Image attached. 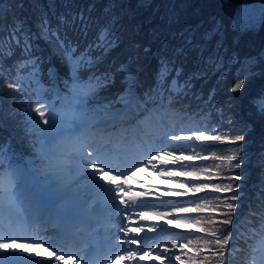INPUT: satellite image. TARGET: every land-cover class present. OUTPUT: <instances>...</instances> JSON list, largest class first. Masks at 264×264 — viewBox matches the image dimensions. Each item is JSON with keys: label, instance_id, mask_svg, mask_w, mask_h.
Here are the masks:
<instances>
[{"label": "trees", "instance_id": "1", "mask_svg": "<svg viewBox=\"0 0 264 264\" xmlns=\"http://www.w3.org/2000/svg\"><path fill=\"white\" fill-rule=\"evenodd\" d=\"M113 3L115 7L106 15V6ZM81 13L90 16L86 34L78 24L65 22ZM113 14L120 17L116 30L118 44L106 55L101 49H93L91 55L98 62L87 67V50L95 44L100 27ZM210 31L215 35L207 43L203 58H197L198 50L189 51L187 47V57L177 58L176 67L183 70L179 81L192 77L189 81L192 86L176 95L188 102V106L197 105L201 109L204 117L199 121L210 127L209 135L228 139L243 135L245 139L235 145L228 140L209 142L204 150L210 152L212 160L195 167L209 170L201 172L200 183L239 186V199L234 202L237 208L231 218L236 230L231 232L222 255L214 247L203 248L197 244L198 238L200 244L203 239H211L209 235L194 236L191 245L195 253L198 248L199 252H215L206 264L243 262L246 239L254 225L248 216L255 217L256 209L264 205V4L236 5L228 0H0V145L14 151L23 150L27 138L22 122L31 128L36 124L30 119L27 98L23 97L25 86L18 77L20 62L28 56H39L45 77H48L45 69L51 60L60 75L70 77L73 66L67 60L65 47L67 43L75 45V52L84 54L85 58L79 68L82 77L95 69L99 75L107 73L112 78L106 86L102 81L98 84L97 98L91 102V105L104 107L112 104L126 88L123 78L127 73L118 70L121 64H128V72L137 75L139 86L135 90L148 94L157 85L161 57L172 59V49L181 45V36L194 32L196 40L203 44L201 37ZM33 32L37 34L36 39ZM221 45L223 63L209 62L207 58ZM45 54L50 61L42 59ZM194 74H198V78ZM173 76L174 70L168 80ZM240 80L244 81L241 89L233 91ZM10 83L19 90L9 88ZM166 86L167 82L163 88ZM228 87L232 92H226ZM236 101L245 111L244 119L233 112ZM247 116L251 119H245ZM254 123L260 139L250 144L255 139L251 133ZM234 153L241 159L232 161L231 166L218 159ZM236 163L246 164L234 168ZM208 175L213 178L207 180ZM233 175H240L242 179L232 181L229 177ZM233 194L236 193L207 194L198 203H219L218 196L224 199ZM253 206L257 208H251ZM223 211L226 209L199 213L195 220L211 217L215 226L221 228L220 221L225 218ZM229 244L238 249V255Z\"/></svg>", "mask_w": 264, "mask_h": 264}, {"label": "snow or ice", "instance_id": "2", "mask_svg": "<svg viewBox=\"0 0 264 264\" xmlns=\"http://www.w3.org/2000/svg\"><path fill=\"white\" fill-rule=\"evenodd\" d=\"M115 7V4H109L105 8V14L112 12V9ZM89 20L90 16L86 17L83 13L79 14L76 18H74L72 21H65L66 23H72L73 25L78 24L79 27L85 31V34L87 32V29L89 27ZM119 20L120 17L118 15L113 14L111 16V19L107 21L106 24L100 27L95 44L90 46L87 50V67H91L94 65L97 61V58L93 57L91 55V52L93 49H101L103 51V54L106 55L108 51L111 50V48L116 47L119 41V37L116 34V30L119 27ZM46 26V25H45ZM212 35H215V32H208L205 33L201 39L204 40V43L201 44L199 41L196 40L195 33L190 32L188 35L181 36L182 43L179 47H173L172 52V59L169 60L167 57H161L160 59V70L157 74V85L156 87L150 89L151 95L145 94L147 96V99L141 101L140 97H138L135 93V88L139 86L138 78L134 76L132 73L128 72V64H121L120 68L118 69L121 72L127 73V75L124 77L123 83L127 84V88L125 89V93L121 94L120 100L127 103L128 101H134L137 104H140L141 102L147 103L148 100L154 99V97L159 94L161 98H163L165 94V89L163 88V85L165 82H167L168 92H174V93H182L185 91V89L190 88L192 85L189 83V81L192 79V77H189L187 80L180 82L179 77L182 75V68L176 67L177 65V58L178 57H187L188 52L185 51V48L187 47L189 51L198 50L197 51V58L201 59L203 58V52L207 45V43L211 40ZM195 41V42H194ZM68 51H72L71 49H68ZM145 51H149V49H145ZM84 58V54H81V59ZM76 59V54L73 53L72 56L68 57V61L71 64ZM207 60L209 62L213 63H223V54H222V45L214 50V54L210 55ZM173 70L175 71V76L172 77V79L169 81L168 77L172 75ZM198 78V74H194ZM93 80L96 81H102L104 86H106L112 78L107 74H103L100 76H90L86 85V90H83L81 94L77 97V105H82V107L77 110L75 108L74 114L71 117H68L63 112H60L58 110L57 104L51 101H48L47 104L45 102H42L41 100H37L36 106L34 109L31 110V116L30 119L34 121L37 125L42 124L43 127L40 129V131L43 133L45 129H48L50 132H56L58 128L61 126V122H70V121H77L81 125V130L79 132L80 135H83V120L80 118L79 115H76V113H86L89 110L90 104L92 101H94L97 98V92L98 89L96 86L92 83ZM72 81L74 85H81L84 83L79 75L77 74V69L72 68ZM242 84H244L243 80H240V82L235 84V87L232 89L233 91L241 89ZM9 88H16L18 89V86L15 84H9ZM186 94V93H185ZM55 95L57 99H62V96L64 95L58 88L55 89ZM127 97V99H125ZM171 101H169L170 103ZM264 111V109H262ZM38 114V115H37ZM49 125L51 127L49 128ZM173 141H194L198 143H206V142H223L224 140H228V143L230 144H238V142L243 141L245 138L243 135H236L234 139H228L225 137H222L220 135H208L205 134V132L202 131H194L189 135H172L170 137ZM90 145L88 144H80L78 143L75 151L71 154L65 153L63 154L58 162H54V166L58 170V174L60 176H64L66 173V170L68 169L67 161L69 160H84V169L82 174H88V170L91 169V175L94 178H98L100 181H103L105 184L114 186L115 192L117 195L120 193H123L125 196L131 192V189L125 190L124 185L128 183V180L131 179V177L124 178L122 182L117 183L118 180H121V177L117 175L110 174V171H105V167L103 163L97 162L91 159L95 155V153L88 151V147ZM11 151L10 148H5L4 145H0V176L4 175L5 172L9 175V180L11 182L10 188L5 192L4 190L0 189V212L3 211L5 205L11 210L18 209L20 207L19 205V195L17 191V186L20 183L18 179V174L15 170L12 169L11 165L9 164L7 167H5V161L8 159V153ZM239 151V149H237ZM205 156H202L201 153L196 152L195 155H185L184 153H181L179 155L176 154L174 151H157L155 156H152L150 159H148L147 163L152 165L153 168H156V165L152 164L153 160H159L162 165L165 167L157 169L159 172V175L161 176H167L169 178H176L177 176H192L195 180L201 179V172H208V169H196L195 167H191L188 164H185V161H192L194 159H205ZM222 161V163H226V166H231L232 161H237L239 157L234 153L233 155H229L226 157H218ZM168 165H172L174 167H167ZM191 167V170H187ZM220 165H217V168H219ZM241 164L236 163L234 165V168H240ZM213 177L211 175H208L206 177L207 180H211ZM232 181H238L241 180L242 177L240 175H233L229 177ZM179 188H190L194 193H199L202 190L211 189L213 192L217 194L222 193H236L231 195L230 197L221 199L219 196L217 197V200L219 203L216 202H206V203H197L195 207H180L172 209L171 211L176 214L180 213H205L211 211H215L217 208L226 209V211L222 212V215L225 217L220 223L222 225H229L231 224L232 215L237 208V204L234 202L239 199V186L234 185L233 183H226L224 185H221L219 183H187V182H181L179 183ZM176 197H182L187 195L186 192H179L176 191L173 193ZM4 197H7V200L4 199ZM147 193H140L138 196H133L131 198V203L136 204L139 200L142 198H146ZM157 200L162 199L161 197H156ZM231 201V202H230ZM119 203L124 205L129 203L124 199V196L119 197ZM155 215L158 218H163L165 216L170 215L169 212H156ZM142 219H147L146 216H142ZM168 224H176L177 227H180L181 224H188L189 221L184 220L180 221L179 219H169L167 221ZM195 224L198 225L197 231L201 233H205L211 237V239H203L202 244H200V239H197V244H199L203 248H210L214 247L217 252H219L221 255L223 254V250L225 246L229 243V239L231 236V232L225 233L223 228L216 227L215 222L211 217L207 218L206 220L201 218L195 220ZM123 233L125 238L128 237L129 229L127 227H123L120 229ZM150 231L152 229H149ZM137 231H143V229H137ZM18 238H13L11 243L6 242H0V250H3L4 252H8L10 254H14V250H22L24 253H27L29 256H33L35 258H39L38 264H57L58 261H66V259L71 258L75 259L79 256L81 259H86L89 261L93 260V257L96 255L95 250H86L82 256H80L79 253H72V252H66L64 254H58L57 251H48V249H45L46 252H48V256L42 257L41 253L39 251L33 252L34 244L31 243H17L15 242ZM125 242V240H122L121 243ZM132 244L137 243L136 240L128 241ZM192 244V240H188L187 244L182 245V247H187L188 245ZM40 247H43V244L39 245ZM177 245L174 242L172 244V247L175 248ZM197 254H199V248L197 249ZM136 255L135 252L128 253L129 257H134ZM116 259H124V256H116ZM176 260H180V256L175 257ZM0 264H7V258L0 259ZM200 264H204L203 261L200 262Z\"/></svg>", "mask_w": 264, "mask_h": 264}, {"label": "rangeland", "instance_id": "3", "mask_svg": "<svg viewBox=\"0 0 264 264\" xmlns=\"http://www.w3.org/2000/svg\"><path fill=\"white\" fill-rule=\"evenodd\" d=\"M32 35H33V37H34V39H36L37 38V34H36V32H33L32 33ZM44 38H49V37H47V36H45L44 35ZM145 48H147V46L145 47ZM68 54L70 55V51L68 52ZM45 59H48V56L46 55V58ZM81 61V55H78V56H76V59L74 60V63H79ZM34 70H36V68H34ZM50 71H53V67H51L50 68ZM127 75V74H126ZM125 75V76H126ZM134 76H136L137 77V75H135V74H133ZM123 80H124V78H123ZM126 88H127V85H126ZM125 88V89H126ZM77 89V91L79 92V94L78 95H80L81 94V92L83 91V90H86V87H85V89H82V87L81 86H79L78 88H76ZM231 88L230 87H228L227 89H226V92H232L231 90H230ZM43 90L41 89V88H39V92L41 93ZM53 92L55 93V90H54V88H53ZM236 97V96H235ZM55 98H56V95H54V97L52 98V99H46L45 100V103L47 104V102L48 101H51V102H53L54 100H55ZM120 98V97H119ZM126 98V97H125ZM236 98H239V96H237ZM43 102V101H42ZM242 105L240 104V102L239 101H236L235 102V104H234V114H240L239 116H238V118L239 119H244V116H243V114L245 113V111H244V109H243V107H241ZM82 107V105H80L79 106V108L77 109V110H79L80 108ZM236 111V112H235ZM74 114V112L72 111V109H68V114H67V116L68 117H71L72 115ZM76 115H79L80 116V118L83 120V124H84V126L87 124V122H86V120H85V113H76ZM245 119H251L250 117H246ZM68 123H72V124H74V125H76L77 126V129L76 130H74V135L76 136V137H78V132H80V130H81V125L77 122V121H70V122H61V126L60 127H63V126H65V125H67ZM258 126L256 125V123H254V129H252L251 130V133L252 134H254V137H255V139L253 140V141H251V142H249L250 144H252L256 139H260V135H258L259 134V132H258ZM194 129L193 128H191V126L190 125H186L185 126V128H184V130H178L176 133H175V135H181V136H184V135H189V134H191L192 133V131H193ZM202 131H204V132H206L207 130H206V127L205 126H203L202 127ZM171 134H174V133H172L171 132ZM180 141H176L175 143H173V144H171V149H168L167 147H163V148H161V149H158L159 151H161V150H163V151H169V150H171V151H173V149H175L176 148V144H181V143H179ZM255 145V144H254ZM179 154H181V153H184L185 155H195V153L196 152H198L197 150H195V149H193V147L190 145V146H186V147H184V146H180L179 147ZM199 153H201V152H199ZM177 155H178V153H176ZM155 155V154H154ZM58 161H59V159H58ZM246 162H248V160H246ZM160 163V161L157 159V160H155L154 162H153V164L154 165H156V168H153V166H152V169L151 170H149V171H146L147 172V174H148V181H150V182H152L153 183V185L155 186V185H157L158 184V177L160 176L159 175V172L157 171V169H159V166H158V164ZM242 165L243 164H246V163H241ZM143 167V166H142ZM85 180H88L89 182H91L92 180H89V179H85ZM180 181H179V179L176 177V178H174V179H170L169 180V185L168 186H171V188L170 187H166L167 189H172V190H174L175 192L176 191H179V188L177 187V185H178V183H179ZM155 188V187H154ZM176 207H171V208H169V209H165V210H163V212H169L170 213V215H168V216H165L164 217V220L165 221H168L169 219H179L180 221H184L185 219H184V217L182 216V215H174V216H171L172 214H174L171 210L172 209H175ZM149 216H151V215H149ZM149 216H146V217H149ZM153 218V217H152ZM169 225L170 224H162V225H157V224H154V227L157 229V232L158 233H160L164 228H168L169 227ZM192 227V226H191ZM177 247V246H176ZM175 247V248H176ZM176 256H180V260H176L175 259V257ZM183 260H184V258H183V256L181 255V253L178 251V252H175V253H173L172 254V256H170V259H167V261H168V263L167 264H182V262H183ZM258 264H264L262 261H259L258 262Z\"/></svg>", "mask_w": 264, "mask_h": 264}, {"label": "bare ground", "instance_id": "4", "mask_svg": "<svg viewBox=\"0 0 264 264\" xmlns=\"http://www.w3.org/2000/svg\"><path fill=\"white\" fill-rule=\"evenodd\" d=\"M126 99H127V98H126ZM127 103H128V102H127ZM127 103H125V104L127 105ZM122 107H123V106H122ZM122 107H119V108L115 107V108H110V109L106 110V112H105L106 114H105V118H104V120L106 121V120H109V119L114 118V117L118 114V112L122 109ZM175 133H176V132H175ZM167 148L170 149V147H167ZM154 151H155V155H156L157 151H159V150L156 149V150H154ZM153 161H155V160H153ZM152 163H153V162H152ZM131 180H132V178L128 180V183H130ZM138 203H139V202H137L136 206H138ZM44 212H46V211H44Z\"/></svg>", "mask_w": 264, "mask_h": 264}, {"label": "water", "instance_id": "5", "mask_svg": "<svg viewBox=\"0 0 264 264\" xmlns=\"http://www.w3.org/2000/svg\"><path fill=\"white\" fill-rule=\"evenodd\" d=\"M236 5L264 4V0H228Z\"/></svg>", "mask_w": 264, "mask_h": 264}]
</instances>
